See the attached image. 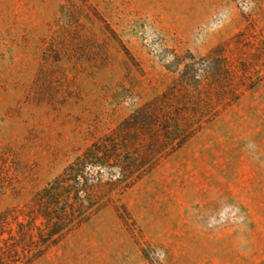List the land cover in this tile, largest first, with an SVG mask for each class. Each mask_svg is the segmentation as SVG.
I'll return each instance as SVG.
<instances>
[{
	"label": "rangeland",
	"instance_id": "1",
	"mask_svg": "<svg viewBox=\"0 0 264 264\" xmlns=\"http://www.w3.org/2000/svg\"><path fill=\"white\" fill-rule=\"evenodd\" d=\"M120 129L139 169L32 264H264V0H0V222Z\"/></svg>",
	"mask_w": 264,
	"mask_h": 264
},
{
	"label": "trees",
	"instance_id": "2",
	"mask_svg": "<svg viewBox=\"0 0 264 264\" xmlns=\"http://www.w3.org/2000/svg\"><path fill=\"white\" fill-rule=\"evenodd\" d=\"M208 69L211 70L210 64ZM147 111L143 108L138 113L143 116ZM176 115L165 111L160 116L156 115L157 121L151 132L140 129L142 138L135 148L146 147L144 154L148 158L153 148L162 146L164 140L167 144H175L180 139L181 130ZM129 140L120 129L114 139L87 148L76 163L38 192L28 217L11 224L0 222V264H32L61 235L88 222L96 206L91 203V197L102 193V182L110 184L115 178L133 174L135 169H139L136 158L141 155L132 156ZM146 156L143 157L145 160ZM91 169L104 172L106 175L102 178L106 177V181L95 179Z\"/></svg>",
	"mask_w": 264,
	"mask_h": 264
}]
</instances>
